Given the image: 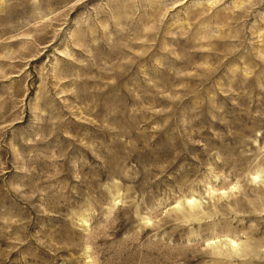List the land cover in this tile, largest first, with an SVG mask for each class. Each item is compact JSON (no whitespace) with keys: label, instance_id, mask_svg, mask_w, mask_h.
Listing matches in <instances>:
<instances>
[{"label":"rangeland","instance_id":"rangeland-1","mask_svg":"<svg viewBox=\"0 0 264 264\" xmlns=\"http://www.w3.org/2000/svg\"><path fill=\"white\" fill-rule=\"evenodd\" d=\"M0 264H264V0H0Z\"/></svg>","mask_w":264,"mask_h":264}]
</instances>
